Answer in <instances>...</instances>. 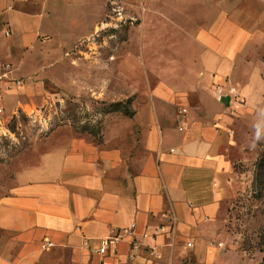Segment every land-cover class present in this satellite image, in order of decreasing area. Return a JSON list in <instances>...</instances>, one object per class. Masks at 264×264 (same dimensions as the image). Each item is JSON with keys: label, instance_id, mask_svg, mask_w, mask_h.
I'll return each mask as SVG.
<instances>
[{"label": "crops", "instance_id": "1", "mask_svg": "<svg viewBox=\"0 0 264 264\" xmlns=\"http://www.w3.org/2000/svg\"><path fill=\"white\" fill-rule=\"evenodd\" d=\"M108 2L0 0V74L49 71L56 55L100 28ZM143 3L162 9L145 15L141 58L121 63V72L143 88L131 89V113L110 112L99 138L64 139L15 170L0 195V264H95L91 248L102 237L135 222L140 238L163 223V211L177 224L173 238H157L160 264H227L229 251L262 264V255L216 244V222L232 185L236 126L226 110L231 101L220 102L216 85L236 75L250 98L255 93L257 79L244 56L264 32V0ZM174 6L182 18L170 16ZM6 86L8 110L37 96L32 82L21 95L9 89L12 82ZM45 240L54 245L43 249ZM130 241L123 238L108 264H156L143 250L131 251Z\"/></svg>", "mask_w": 264, "mask_h": 264}, {"label": "rangeland", "instance_id": "2", "mask_svg": "<svg viewBox=\"0 0 264 264\" xmlns=\"http://www.w3.org/2000/svg\"><path fill=\"white\" fill-rule=\"evenodd\" d=\"M148 7L143 0H109L100 28L74 48L56 55L49 71L25 69L15 73L26 78L24 83L37 86V96L24 104L17 103L13 110L2 103L0 195L8 189L20 165L64 139L80 135L99 138L104 116L110 112L131 113V89L137 93L143 88L121 72V63L126 57L141 58L145 15L151 10L159 15L158 9H162L159 4L151 10ZM189 9L186 16L191 14ZM177 13L172 7L170 16L182 18V13ZM152 21L158 23L153 18L149 25L154 24ZM244 67L257 79L258 87L250 98L247 93L251 89L243 81L237 82L236 75L226 82V89L234 85L245 95V103L239 106L232 100L226 107L236 118V126L232 127L233 179L215 230L226 249H239L257 259L264 257V32L248 47ZM23 86L13 84L9 89L21 95ZM227 255V264L256 262L235 251Z\"/></svg>", "mask_w": 264, "mask_h": 264}, {"label": "built area", "instance_id": "3", "mask_svg": "<svg viewBox=\"0 0 264 264\" xmlns=\"http://www.w3.org/2000/svg\"><path fill=\"white\" fill-rule=\"evenodd\" d=\"M9 71L3 72L0 74V120L2 115L4 114V107L2 105L3 100V86L6 82H12L16 86H23L25 78H13L8 75ZM227 85V83H226ZM225 84H217L216 90L218 92V97L222 96H230V101L243 104L245 102V98L242 96L241 91L234 85L227 87ZM41 111V110H40ZM161 217L163 218V223H161L155 230H147L143 232L140 238L136 237L135 229L136 223L132 222L128 227L124 228L121 231L116 232L115 234L107 235L101 238L100 242L91 248L92 254L96 257L97 261L95 264H108L107 258L111 254H116L118 251V247L120 242L125 237H130V250L133 252H141L142 250L147 253V255L156 261V264H160L161 260L164 258V255L160 249V245L158 243V236L160 234L168 233L172 238L175 235L177 218L174 214L163 211L161 213ZM213 244V242H212ZM217 246L223 247L224 243L218 241ZM54 243L50 240H45L42 244L43 249H48L52 247ZM166 245L172 247L173 241L172 239L166 243ZM187 245L189 247L193 246L192 241H188ZM134 256V255H133Z\"/></svg>", "mask_w": 264, "mask_h": 264}, {"label": "water", "instance_id": "4", "mask_svg": "<svg viewBox=\"0 0 264 264\" xmlns=\"http://www.w3.org/2000/svg\"><path fill=\"white\" fill-rule=\"evenodd\" d=\"M220 102L228 106L230 104V96H222L220 98Z\"/></svg>", "mask_w": 264, "mask_h": 264}, {"label": "trees", "instance_id": "5", "mask_svg": "<svg viewBox=\"0 0 264 264\" xmlns=\"http://www.w3.org/2000/svg\"><path fill=\"white\" fill-rule=\"evenodd\" d=\"M262 264H264V257H263V261H262Z\"/></svg>", "mask_w": 264, "mask_h": 264}]
</instances>
